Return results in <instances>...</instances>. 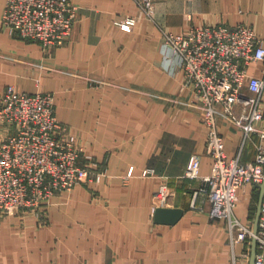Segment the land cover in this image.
<instances>
[{
	"label": "crops",
	"instance_id": "0c3cea01",
	"mask_svg": "<svg viewBox=\"0 0 264 264\" xmlns=\"http://www.w3.org/2000/svg\"><path fill=\"white\" fill-rule=\"evenodd\" d=\"M69 1L78 7L72 36L50 52L0 27V96L7 86L51 93L57 120L105 176L44 202L46 225L30 214L0 220V264H242V245H229L223 222L190 208L199 181L184 173L192 155L200 158V175L210 173L207 129L187 106L191 95L175 57L162 50L161 31L246 24L264 40V0H151L152 19L139 14L135 0ZM127 17L133 26L114 24ZM220 131L226 155L235 157L241 132L222 121ZM4 134L0 125V139ZM255 142L245 144L243 162L254 159ZM145 170L151 176H142ZM162 183L169 198L159 206ZM256 191H237L234 214L244 223L254 221ZM157 207L183 215L174 225H157Z\"/></svg>",
	"mask_w": 264,
	"mask_h": 264
},
{
	"label": "built area",
	"instance_id": "2783aa9c",
	"mask_svg": "<svg viewBox=\"0 0 264 264\" xmlns=\"http://www.w3.org/2000/svg\"><path fill=\"white\" fill-rule=\"evenodd\" d=\"M135 4L140 15L152 19L151 0H135ZM77 19L78 7L69 0H5L0 27L12 37L37 42L47 53L69 41ZM114 24L133 26L135 19ZM161 47L167 57H175L182 86L191 95L187 106L207 129L210 173L200 175L198 155L190 157L184 173L185 178L199 181L190 208L204 212L208 205L210 217L227 229L231 247L242 245V264L255 239V264H264V193L256 234L251 223L234 214L238 189L264 183V40L246 24L216 23L193 25L182 33L163 30ZM221 121L241 132L235 157L225 153ZM0 125L5 131L0 139L1 215L18 207L35 208L76 186L99 184L105 176L103 166L85 154L69 127L57 120L51 93L20 92L7 86L0 96ZM253 138L255 157L243 162L241 151ZM142 176L151 173L145 170ZM167 190L165 183L160 184L155 197L159 206L167 203Z\"/></svg>",
	"mask_w": 264,
	"mask_h": 264
},
{
	"label": "water",
	"instance_id": "95a60500",
	"mask_svg": "<svg viewBox=\"0 0 264 264\" xmlns=\"http://www.w3.org/2000/svg\"><path fill=\"white\" fill-rule=\"evenodd\" d=\"M264 185L259 186V196L257 202L256 213L253 222V233L257 232V223L260 214L261 203L263 200ZM183 210L180 208H168V207H157L153 212V223L157 225H174L182 217ZM255 254H256V242L255 239L251 242L250 256L248 264H255Z\"/></svg>",
	"mask_w": 264,
	"mask_h": 264
},
{
	"label": "rangeland",
	"instance_id": "374dc122",
	"mask_svg": "<svg viewBox=\"0 0 264 264\" xmlns=\"http://www.w3.org/2000/svg\"><path fill=\"white\" fill-rule=\"evenodd\" d=\"M152 96V95H151ZM153 96H155V95H153ZM73 134V133H72ZM74 135V134H73ZM75 136V135H74ZM76 137V136H75ZM77 138V137H76ZM85 153V152H84ZM86 154V153H85ZM132 175V174H131ZM186 179H188V178H186ZM190 180V179H189ZM83 186H86V185H83ZM257 189V191H256V196H255V198H254V200H253V206L256 208V204H257V199H258V196H257V193H259V188H256ZM57 195V194H56ZM192 196V195H191ZM45 202V201H44ZM42 205L43 204H40L39 206H37V207H35V208H33V207H24V208H20V207H18L17 208V210L16 211H14V212H12V213H9V214H6V215H1L0 214V220H3V221H5V220H7L8 218H11L12 219V217H14V218H17L16 220H19V219H21V217L22 216H25L26 214H30L31 216H33L35 219H36V223L38 224V225H41V226H43V225H46V221H47V218H46V213H45V211L43 210V208H42ZM253 210H255L254 208H253ZM194 212H197V211H194ZM204 212H207L208 213V215H209V217H210V212H208V211H204ZM199 213H202L201 211H199ZM25 214V215H24ZM19 217V218H18ZM211 218V217H210ZM212 219V218H211ZM212 220H215V219H212ZM216 221V220H215ZM253 222L254 221H252L251 222V226L253 227ZM226 232H227V229H226ZM227 235H228V232H227ZM229 245H230V243H229ZM249 256H250V250H249ZM249 256H248V258H247V260H246V258L244 259V260H246L245 262L243 261V264L245 263V264H248V262H249Z\"/></svg>",
	"mask_w": 264,
	"mask_h": 264
},
{
	"label": "clouds",
	"instance_id": "9594fccd",
	"mask_svg": "<svg viewBox=\"0 0 264 264\" xmlns=\"http://www.w3.org/2000/svg\"><path fill=\"white\" fill-rule=\"evenodd\" d=\"M169 63H170V61H166L165 66L167 67Z\"/></svg>",
	"mask_w": 264,
	"mask_h": 264
},
{
	"label": "bare ground",
	"instance_id": "6f19581e",
	"mask_svg": "<svg viewBox=\"0 0 264 264\" xmlns=\"http://www.w3.org/2000/svg\"><path fill=\"white\" fill-rule=\"evenodd\" d=\"M262 184L264 185V183H262ZM262 184H261V185H262ZM167 194H168V190H167ZM168 195H169V194H168Z\"/></svg>",
	"mask_w": 264,
	"mask_h": 264
}]
</instances>
